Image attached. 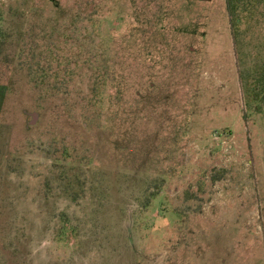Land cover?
<instances>
[{"label":"rangeland","instance_id":"374dc122","mask_svg":"<svg viewBox=\"0 0 264 264\" xmlns=\"http://www.w3.org/2000/svg\"><path fill=\"white\" fill-rule=\"evenodd\" d=\"M0 0V264H264V0Z\"/></svg>","mask_w":264,"mask_h":264},{"label":"trees","instance_id":"16d2710c","mask_svg":"<svg viewBox=\"0 0 264 264\" xmlns=\"http://www.w3.org/2000/svg\"><path fill=\"white\" fill-rule=\"evenodd\" d=\"M240 1L237 0H227L228 12L231 17V26L232 29L239 27V24L242 21V13L244 9H240ZM247 82L249 84L248 92L254 97V101H263L264 100V68L255 75L248 77Z\"/></svg>","mask_w":264,"mask_h":264}]
</instances>
